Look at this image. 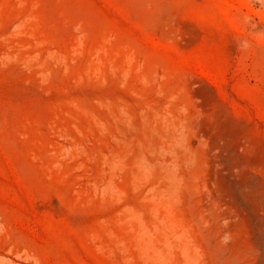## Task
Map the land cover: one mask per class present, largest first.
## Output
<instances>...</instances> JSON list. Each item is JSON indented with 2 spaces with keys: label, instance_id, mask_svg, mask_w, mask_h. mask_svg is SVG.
Wrapping results in <instances>:
<instances>
[{
  "label": "rangeland",
  "instance_id": "rangeland-1",
  "mask_svg": "<svg viewBox=\"0 0 264 264\" xmlns=\"http://www.w3.org/2000/svg\"><path fill=\"white\" fill-rule=\"evenodd\" d=\"M0 264H264V0H0Z\"/></svg>",
  "mask_w": 264,
  "mask_h": 264
}]
</instances>
